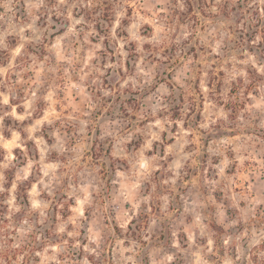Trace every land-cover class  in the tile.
I'll return each instance as SVG.
<instances>
[{"label":"clouds","instance_id":"clouds-1","mask_svg":"<svg viewBox=\"0 0 264 264\" xmlns=\"http://www.w3.org/2000/svg\"><path fill=\"white\" fill-rule=\"evenodd\" d=\"M261 44L264 0H0V264H264Z\"/></svg>","mask_w":264,"mask_h":264},{"label":"trees","instance_id":"trees-1","mask_svg":"<svg viewBox=\"0 0 264 264\" xmlns=\"http://www.w3.org/2000/svg\"><path fill=\"white\" fill-rule=\"evenodd\" d=\"M222 12H223L224 14L227 15V5H225V6L222 8ZM252 38H254V37H250V39H252ZM258 48H259V50H260L261 52H264V44L258 45ZM250 50H252V49H250Z\"/></svg>","mask_w":264,"mask_h":264},{"label":"rangeland","instance_id":"rangeland-1","mask_svg":"<svg viewBox=\"0 0 264 264\" xmlns=\"http://www.w3.org/2000/svg\"><path fill=\"white\" fill-rule=\"evenodd\" d=\"M222 14L226 16V14H224L223 12H222ZM54 19H55V17H54Z\"/></svg>","mask_w":264,"mask_h":264}]
</instances>
